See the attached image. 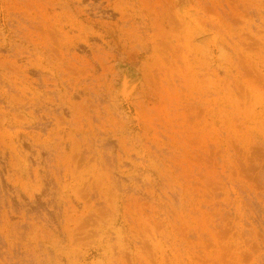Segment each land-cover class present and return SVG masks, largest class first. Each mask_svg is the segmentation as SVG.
I'll return each mask as SVG.
<instances>
[{
  "label": "rangeland",
  "instance_id": "374dc122",
  "mask_svg": "<svg viewBox=\"0 0 264 264\" xmlns=\"http://www.w3.org/2000/svg\"><path fill=\"white\" fill-rule=\"evenodd\" d=\"M0 264H264V0H0Z\"/></svg>",
  "mask_w": 264,
  "mask_h": 264
}]
</instances>
